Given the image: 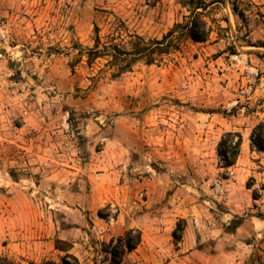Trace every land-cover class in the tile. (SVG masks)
<instances>
[{"label":"rangeland","instance_id":"1","mask_svg":"<svg viewBox=\"0 0 264 264\" xmlns=\"http://www.w3.org/2000/svg\"><path fill=\"white\" fill-rule=\"evenodd\" d=\"M232 2L209 8L207 42L113 78L86 55L94 27L101 42L160 39L183 0H0V254L61 264L60 237L79 264H110L91 214L113 227L123 213L141 243L122 264H264V152L250 141L264 120V0H235L244 19ZM228 132L242 145L224 168Z\"/></svg>","mask_w":264,"mask_h":264},{"label":"trees","instance_id":"2","mask_svg":"<svg viewBox=\"0 0 264 264\" xmlns=\"http://www.w3.org/2000/svg\"><path fill=\"white\" fill-rule=\"evenodd\" d=\"M220 0L206 2L205 0H183V6L186 8L187 15L182 16L179 22H176L160 39L145 40L144 38L131 34L127 35L128 41L110 37L107 42H101L99 29L94 27L95 37L92 48L86 50L89 62L96 59H105L106 66L111 71L112 77L117 78L122 74L131 71L132 67L143 62L146 65H152L161 62L172 52L178 51L184 40H191L194 43H205L209 40L213 30L212 24L207 19L209 8L219 3ZM233 15L244 19L243 12L235 4L231 3ZM120 25H123L119 21ZM123 31H125L124 26ZM121 30V29H120ZM264 48V41L257 45ZM251 149L257 152H264V120L258 123L251 132ZM242 145V136L238 132L226 133L218 144L217 154L221 159L224 168H230L235 165ZM257 200L258 196L253 195ZM102 218L101 212H98ZM261 217V216H259ZM240 223V222H239ZM184 227L179 222L173 231L174 243L181 241V233ZM141 243V232L130 228L121 236L110 239L107 243H102V252L110 257V264H122L126 255L132 253ZM56 240L55 248L65 254L61 257V264H79L78 259L69 253V245ZM69 260L72 262L70 263ZM0 264H18L17 262L0 254ZM42 264H56L53 261H46Z\"/></svg>","mask_w":264,"mask_h":264},{"label":"crops","instance_id":"3","mask_svg":"<svg viewBox=\"0 0 264 264\" xmlns=\"http://www.w3.org/2000/svg\"><path fill=\"white\" fill-rule=\"evenodd\" d=\"M114 202H103L101 205H99L98 207L99 208H102V207H104V205L106 204V205H109V204H113ZM118 205H120V203L121 202H116ZM83 208V207H82ZM87 209H89V208H87ZM94 209V208H93ZM244 209V208H243ZM242 209V210H243ZM237 214H239V212L237 211V212H235V215H237ZM95 219H93L92 220V222L95 224V225H97V226H99L100 227V229H102V232H101V236H100V239H101V241H103V242H108L110 239H112V238H117V237H119V236H121L126 230H128V229H130L131 227L129 226V227H127V226H125V223H124V220H125V215L122 213L121 215H119L117 218H116V220H115V225L113 226V227H110V226H108L107 225V222L106 221H104V220H101V219H99L97 216H96V214L95 213H92L91 214ZM185 219H186V221L187 222H189V221H191V220H189L188 219V214H185L184 216H183ZM255 220H257V222H255V224L256 225H259V227H264V222H263V220H260V219H255ZM85 222L87 221V220H84ZM81 225H82V227H84L83 225H85V224H82V222H81ZM93 229H96V227L94 226L93 227ZM97 230V229H96ZM75 231H78V229L75 227ZM63 233L65 234V232L63 231ZM58 240H61V241H68V242H71L72 240H70V239H66V238H58ZM186 243V242H185ZM184 244V243H183ZM71 250H72V248H71ZM69 253H70V251H69ZM74 255V254H73Z\"/></svg>","mask_w":264,"mask_h":264}]
</instances>
